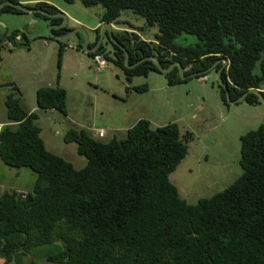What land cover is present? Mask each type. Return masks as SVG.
<instances>
[{"label":"trees","instance_id":"1","mask_svg":"<svg viewBox=\"0 0 264 264\" xmlns=\"http://www.w3.org/2000/svg\"><path fill=\"white\" fill-rule=\"evenodd\" d=\"M76 1L84 8L101 6V24L116 26L122 12L129 11L142 17L145 27L156 26L150 41L143 40L141 28L112 31L129 53V65L155 56L164 69L179 62L184 75H189L227 59L221 78L231 100L250 89L264 95V0H65ZM32 7L60 13L47 3ZM3 12L23 13L10 6L3 7ZM36 15L52 25L62 22ZM69 31L66 27L51 30L55 35ZM95 32L96 41L88 48L98 41L100 29ZM182 34L194 36L196 42L176 45L175 39ZM16 35L27 47L26 35L15 30L0 36V49L6 41L16 46ZM106 39L112 50L101 44L89 56L102 55L123 72L129 84L152 72L163 75L168 86L190 79L181 80L177 67L162 74L153 61L126 68L124 51ZM63 47L59 43L58 67ZM220 67L222 63L213 71ZM212 84L229 107L224 90L216 81ZM127 90L144 93L147 85ZM35 95L40 110L67 115L63 88L39 87ZM243 102L257 105L260 101L248 94ZM5 105L0 160L11 168H27L35 177L25 190L0 192V260L4 264H18L42 246L56 247L45 256L55 264H264V120L240 136L242 174L224 190L190 204L170 181L195 138L177 122L153 127L140 119L124 138L106 143L83 130L69 129L64 142L74 143L77 154L85 158L84 166L76 168L46 148L38 113L26 112L14 95L7 97Z\"/></svg>","mask_w":264,"mask_h":264},{"label":"rangeland","instance_id":"2","mask_svg":"<svg viewBox=\"0 0 264 264\" xmlns=\"http://www.w3.org/2000/svg\"><path fill=\"white\" fill-rule=\"evenodd\" d=\"M52 1L61 12L67 10L82 21L84 27H78L73 19L63 13L67 18L65 27L70 30L68 33L82 28L87 33L88 44L93 45L96 41L94 26L103 8L99 5L84 8L78 1L73 4H68L65 0ZM14 17L16 16L5 12L0 13V34L6 33V22ZM45 21L40 19V22ZM118 21L113 26L114 31H124L128 30L124 28L130 27L141 28L139 33L143 40L150 41L157 33L156 26L145 27L144 19L129 11L122 12ZM99 29L100 35L102 26ZM48 31L49 26L33 25L26 34L28 47L16 50L15 47L10 48L4 44L0 49V120H5V101L8 96L25 99V108L29 104L36 106L37 88L46 87L47 82H53L49 83L53 85L59 78V85L67 91L68 116L74 120H84L88 115L91 121L100 126L106 122H128L133 120L129 115V109H132L135 110V116L143 113L151 120L153 127L168 122L193 126L191 131L195 138L188 144V155L170 174V181L177 186L180 196L188 203L196 204L199 199L224 190L242 174L239 139L245 133L255 130L264 120V102L260 101L257 105L240 102L225 106L219 89L212 84L217 76L213 70L203 77L190 78L173 86H168L164 76L155 72L147 77H135L133 79L139 84L147 85V91L134 93L132 96L128 94L129 83L123 72L111 62H108L105 70L94 72L90 69L89 60L81 49L84 47V33L75 32L57 40L51 38ZM174 42L179 46H188L194 44L196 38L182 34ZM59 43L64 46L60 67L57 65ZM102 44L107 51L112 50L106 36ZM9 84L12 85L2 86ZM14 85L17 89H14ZM110 92H118L120 97L111 95ZM96 100L102 107L97 105V108H93ZM159 112L162 114L158 115ZM38 116L37 122L42 128V137L48 150L75 166H79L80 161L85 162V158L77 154L74 143L67 144L62 135H56V131L61 132L65 128V116L58 111L53 113L48 110H40ZM107 138L100 142H108ZM15 173L17 177L11 179ZM34 177L29 169L11 168L0 160V178L6 182L3 187L11 185L24 188ZM55 249V246L39 247L28 257L21 258L18 264H55L45 260V256L53 254Z\"/></svg>","mask_w":264,"mask_h":264},{"label":"crops","instance_id":"3","mask_svg":"<svg viewBox=\"0 0 264 264\" xmlns=\"http://www.w3.org/2000/svg\"><path fill=\"white\" fill-rule=\"evenodd\" d=\"M18 2L19 3H22V4H24L25 6H28V7H32V5L33 4H36V3H47V4H49V5H51V6H53V7H55L56 9H58V6H55L54 4H53V1L52 0H18ZM59 10V9H58ZM59 12L60 13H64L69 19H73L76 23H77V25H78V27L80 26V27H84V26H82V21L80 20V19H78V18H76V17H74V16H72L67 10H64L63 12H61L60 10H59ZM102 13V12H101ZM101 13H100V15H101ZM7 14H10V13H7ZM37 13H29V12H23L22 14H12V15H14V16H16V17H14L12 20L11 19H9L8 20V22H6L7 23V27H6V33H4V34H9L10 32H12V31H15V30H19V31H21V32H23L25 35L28 33V32H30V29H31V27H33V25L34 26H40L41 24H42V26H44V27H46V26H49V30L51 31V23H50V21H48V20H46L45 22H40V17L38 16V15H36ZM99 15V16H100ZM52 19V18H51ZM44 20V19H43ZM15 21V22H14ZM11 22H14V23H11ZM99 25V26H98ZM103 24H101L100 22H99V20H98V22H97V24H96V26H94L95 28V30L96 29H98L100 26H102ZM66 26V25H65ZM111 27H112V31L114 30V27H113V25H111ZM64 28V27H63ZM61 29V28H60ZM79 29V28H78ZM54 30H58V29H54ZM1 35H3V34H0V36ZM97 35V34H96ZM26 38H27V35H26ZM27 43H28V38H27ZM47 44V41L45 40V45ZM88 45H90V44H88ZM15 47V46H14ZM28 47V46H27ZM26 48V47H25ZM59 48V47H58ZM82 49V51H83V48H81ZM31 51V50H30ZM84 52V51H83ZM85 53V52H84ZM77 54H80V53H77ZM86 54V56H87V58H88V65H89V67H90V69H92L94 72H99V71H96L95 70V63L93 62V57H92V55L91 56H89V54L90 53H85ZM62 58H63V56H62ZM62 64H64V63H62ZM58 65V64H57ZM106 69V68H105ZM104 69V70H105ZM49 83H53V82H47V86H50V87H56V86H59V87H61L60 85H59V78L56 80V82H55V84H53V85H50ZM140 82H138V81H135L134 79L132 80V82L129 84V86L130 87H138V86H140L141 84H139ZM162 83V82H161ZM163 84V83H162ZM41 87H44V86H41ZM39 88V87H38ZM37 88V89H38ZM61 88H63V87H61ZM64 89V88H63ZM65 91H66V89H64ZM99 90V89H98ZM97 90V91H98ZM111 93V95H114V96H116V97H120V95H118V92H110ZM134 93H137V92H135V91H133V90H129L128 91V94L129 95H132V96H134L133 94ZM66 94H67V91H66ZM36 96V95H35ZM112 98H114L113 96H112ZM123 98V97H122ZM19 100H20V103H21V106H22V108L26 111V112H28V113H32V112H36V113H38L39 111H40V109L38 108V106H37V102H36V106H32V105H30L29 104V106H26V108H25V106L23 107V103H25V101H23V100H25V99H22L21 97H19ZM98 100V99H97ZM96 100V102H95V105L93 106V108L96 106V108H97V105H99L100 107H102V105H100L99 103H98V101ZM23 101V102H22ZM66 101H67V96H66ZM35 105V104H34ZM148 108V106L146 105V109ZM145 109V110H146ZM137 110H139V109H137ZM47 111V110H46ZM48 111H50V112H57V110H54V109H51V110H48ZM67 111V110H66ZM134 111L135 110H132V109H129V115L133 118V120H131V121H126V120H123V121H121L120 123H118V122H115L114 124L113 123H111V122H106L104 125H99L98 123H94L93 121H91L90 120V117L87 115V117L86 118H84V120H82V119H80V120H74V119H72V118H70L69 116H68V113H67V115H63V114H61L60 112H58V113H60L62 116H65L64 118V121H66L67 123H66V125H64V130H61V132H62V134H61V132H59V131H56V135H62V138L64 137V135H65V133L69 130V129H75V130H83V131H85L90 137H92L93 139H95L96 141H103V140H105V138H107L106 140H108V141H110L111 139H113V138H119V139H121V138H124L125 136H126V133H127V131L134 125L133 123H135L136 121H138V120H140V119H146V120H148L150 123H151V120L150 119H148V118H146V116L143 114V113H138V114H136V116H135V113H134ZM203 111V110H202ZM201 111V112H202ZM160 114H162L161 112H159L158 113V115H160ZM39 119V118H38ZM7 123V116L5 115V120H0V126H2V125H4V124H6ZM178 123V122H177ZM152 124V123H151ZM178 124H180V123H178ZM163 125H165V124H162V125H160V126H163ZM181 125V127L184 129V130H192L193 129V126L191 127V125H189V124H186V123H182V124H180ZM191 127V128H190ZM100 130H102L104 133H103V136L102 137H98L97 136V131H100ZM41 131H42V128H41ZM41 136H42V133H41ZM43 138V137H42ZM53 139V138H52ZM43 141H44V139H43ZM64 141V140H63ZM44 144H45V146H46V143H45V141H44ZM67 144H69V143H67ZM46 148H47V146H46ZM70 148V147H69ZM48 149V148H47ZM50 151V150H49ZM188 155V154H187ZM82 163H84L85 164V162L83 161H80V164H79V166H75L74 164V166L75 167H78V168H82L83 166H84V164H82ZM17 177V173H15V174H13V176H12V178L11 179H13V178H16ZM5 180H3V179H1L0 178V192H2V190H4V189H6V188H11V189H16V190H25V189H27L28 187H29V185L32 183V181L33 180H31V182L29 183V184H27L24 188H22V187H17V186H6V187H3L2 185H4L6 182H4ZM29 255H27V256H24L23 258H26V257H28ZM0 264H4L3 263V261L2 260H0ZM10 264H12V263H10Z\"/></svg>","mask_w":264,"mask_h":264},{"label":"water","instance_id":"4","mask_svg":"<svg viewBox=\"0 0 264 264\" xmlns=\"http://www.w3.org/2000/svg\"><path fill=\"white\" fill-rule=\"evenodd\" d=\"M5 6H10V7L15 8V9H18V10H20L22 12L39 13L41 15H44L47 18H52V19L53 18H61L62 19V22L59 25H51L50 26L51 27V30L63 28V27H65V25L67 23V18H66V16L63 13L51 14V13H48L47 11H45L43 9L34 8V7H28V6H25V5L21 4V3H14V2H11L9 0H6V1H3V2L0 3V10L3 7H5ZM79 31L82 32V33H84V47H83V51L85 53H94V52H96L99 49V47L101 46L102 41H103V38L105 36H107L109 38L110 42L113 45H116L117 47H119V49H121L122 51H124V53H125V67L126 68H133V67H135V66H137V65H139V64H141V63H143L145 61H153L156 64V66L158 68V71L160 73H162V74H167L170 71H172L175 67H177L178 68L179 75H180V79L181 80H185L187 78H196V77H199L200 75H204V74H206V73L214 70V68L219 63H222V67H220L217 70V72H216V75H217L216 76V82L224 90V92H225V98H226V101H227L228 104L234 105V104L243 102L244 99L246 98V96L248 94H254V95H256L259 98V101L264 102V95L262 94L261 91H259L257 89H250V90L246 91L245 93H243L236 100H231L230 99V94H229L227 85L224 83V81L221 78V71L228 64L227 59H219L211 67H209L208 69H206L204 71H200V72L191 73L189 75H184L183 67H182V65L179 62L172 63L168 68L164 69L162 67L160 61L158 60V58L155 57V56H149V57L142 58L138 62H136V63H134L132 65H129V53L125 50V47L122 44H120L115 39V37L113 36L111 24L104 23L102 25L101 34L99 35V39H98L96 45L93 48H88V36H87V33L85 32L84 29H82V28L76 29V30H74L73 33L79 32ZM48 33H49V36L51 38H55L57 40L65 37V36H68V35L73 34V33H68L67 35L66 34L65 35H55L50 30L48 31ZM25 47H26L25 46V43H19V44H17L15 46L16 50H22ZM11 85L12 84L2 85V86H11Z\"/></svg>","mask_w":264,"mask_h":264},{"label":"built area","instance_id":"5","mask_svg":"<svg viewBox=\"0 0 264 264\" xmlns=\"http://www.w3.org/2000/svg\"><path fill=\"white\" fill-rule=\"evenodd\" d=\"M22 38L20 35H16L14 37V41L17 43L21 42ZM5 45L9 46L10 48H13L14 47V43L12 41H6L4 43ZM93 62L95 63V70L96 71H102L104 70L106 67H107V60L102 56V55H95L93 57ZM97 136L98 137H102L103 136V131L100 130V131H97Z\"/></svg>","mask_w":264,"mask_h":264},{"label":"clouds","instance_id":"6","mask_svg":"<svg viewBox=\"0 0 264 264\" xmlns=\"http://www.w3.org/2000/svg\"><path fill=\"white\" fill-rule=\"evenodd\" d=\"M19 43H21V42H19ZM19 43H18V44H19Z\"/></svg>","mask_w":264,"mask_h":264},{"label":"flooded vegetation","instance_id":"7","mask_svg":"<svg viewBox=\"0 0 264 264\" xmlns=\"http://www.w3.org/2000/svg\"><path fill=\"white\" fill-rule=\"evenodd\" d=\"M59 25V24H58ZM99 39V38H98Z\"/></svg>","mask_w":264,"mask_h":264}]
</instances>
